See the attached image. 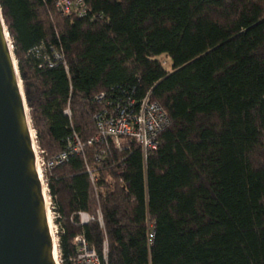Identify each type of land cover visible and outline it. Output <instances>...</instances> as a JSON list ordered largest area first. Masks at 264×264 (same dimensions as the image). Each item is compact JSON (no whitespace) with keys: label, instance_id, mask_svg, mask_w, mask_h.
Here are the masks:
<instances>
[{"label":"trees","instance_id":"obj_1","mask_svg":"<svg viewBox=\"0 0 264 264\" xmlns=\"http://www.w3.org/2000/svg\"><path fill=\"white\" fill-rule=\"evenodd\" d=\"M57 1L0 12L44 158L83 146L43 172L59 263L80 235L99 264H264V0ZM147 92L169 124L145 160L94 140L106 100Z\"/></svg>","mask_w":264,"mask_h":264},{"label":"water","instance_id":"obj_2","mask_svg":"<svg viewBox=\"0 0 264 264\" xmlns=\"http://www.w3.org/2000/svg\"><path fill=\"white\" fill-rule=\"evenodd\" d=\"M31 132L0 12V264H60Z\"/></svg>","mask_w":264,"mask_h":264},{"label":"built area","instance_id":"obj_3","mask_svg":"<svg viewBox=\"0 0 264 264\" xmlns=\"http://www.w3.org/2000/svg\"><path fill=\"white\" fill-rule=\"evenodd\" d=\"M55 6L62 15L82 17L86 14L84 0H58ZM163 63L165 64V62ZM97 99L99 101L104 100V95H98ZM94 119L97 128L94 140L109 138L118 151L128 153L131 151L132 141H135L141 147L144 160L148 150L156 149L158 133L169 124L165 109L156 101L151 100L150 92H147L139 102L130 96H125L122 100H106L105 107L94 115ZM33 138L36 162L38 163L39 155V162L42 167L40 175L47 193L43 172L53 169L68 160L71 155L79 153L83 146L77 135L72 133L64 150L49 159H45L43 151L36 144L35 136ZM47 199H49L48 195ZM80 219L82 222H86L89 217L87 214L81 213ZM76 242L79 263L99 264L94 250L88 247L82 236H76Z\"/></svg>","mask_w":264,"mask_h":264},{"label":"rangeland","instance_id":"obj_4","mask_svg":"<svg viewBox=\"0 0 264 264\" xmlns=\"http://www.w3.org/2000/svg\"><path fill=\"white\" fill-rule=\"evenodd\" d=\"M33 129V128H32ZM33 136H35V133H34V130H33ZM40 157H39V155H38V163H39V169H40V171L42 172V167H41V163L39 162V159ZM48 204H50V200L48 199ZM49 206V211H50V217H51V223H52V226H53V231H54V235H55V232H56V229H57V227H56V225H55V223H54V215H53V212H52V210H51V207H50V205H48ZM55 238H56V236H55Z\"/></svg>","mask_w":264,"mask_h":264},{"label":"bare ground","instance_id":"obj_5","mask_svg":"<svg viewBox=\"0 0 264 264\" xmlns=\"http://www.w3.org/2000/svg\"><path fill=\"white\" fill-rule=\"evenodd\" d=\"M31 134H32V136H33V132H31ZM36 168H37L38 172H40L39 165H38L37 162H36ZM46 200L48 201V199H46ZM48 202H49V201H48ZM46 204H47V202H46ZM47 216H48V223H49V225H50V228H51L52 232L54 233V231H53V226H52V223H51V217H50V211H49V210H47Z\"/></svg>","mask_w":264,"mask_h":264}]
</instances>
